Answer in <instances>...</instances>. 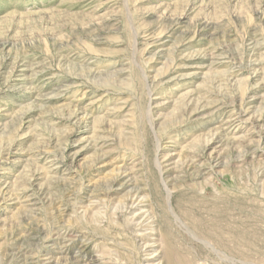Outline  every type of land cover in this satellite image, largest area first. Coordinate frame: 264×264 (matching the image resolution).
Returning a JSON list of instances; mask_svg holds the SVG:
<instances>
[{
    "label": "rangeland",
    "instance_id": "374dc122",
    "mask_svg": "<svg viewBox=\"0 0 264 264\" xmlns=\"http://www.w3.org/2000/svg\"><path fill=\"white\" fill-rule=\"evenodd\" d=\"M0 264H264V0H0Z\"/></svg>",
    "mask_w": 264,
    "mask_h": 264
},
{
    "label": "bare ground",
    "instance_id": "6f19581e",
    "mask_svg": "<svg viewBox=\"0 0 264 264\" xmlns=\"http://www.w3.org/2000/svg\"><path fill=\"white\" fill-rule=\"evenodd\" d=\"M217 162V161H216ZM194 166V165H193ZM201 170V169H200Z\"/></svg>",
    "mask_w": 264,
    "mask_h": 264
}]
</instances>
